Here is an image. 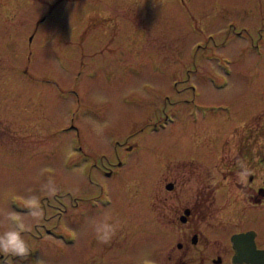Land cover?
Masks as SVG:
<instances>
[{"label": "rangeland", "instance_id": "obj_1", "mask_svg": "<svg viewBox=\"0 0 264 264\" xmlns=\"http://www.w3.org/2000/svg\"><path fill=\"white\" fill-rule=\"evenodd\" d=\"M246 147L264 155V0H0V247L28 248L0 264H232L231 233L264 246Z\"/></svg>", "mask_w": 264, "mask_h": 264}, {"label": "flooded vegetation", "instance_id": "obj_2", "mask_svg": "<svg viewBox=\"0 0 264 264\" xmlns=\"http://www.w3.org/2000/svg\"><path fill=\"white\" fill-rule=\"evenodd\" d=\"M248 148L249 147H246L245 149H242V154L243 155H236L235 160L232 159V165L231 166L234 167V169L232 171H236L238 174H241V175L247 177L246 184H244L243 186L251 191V194H250L251 206H253L256 211H259L257 206H259V207L263 206L264 207V186H260L259 185V186L255 187L253 184H254V181L256 180L255 175H257L255 170H257V172H260L258 170H263V172H264V155H257L254 158L251 155H246V154H248V150H247ZM103 173L106 174V175H113V171H112V169L110 167L108 168V170H104ZM169 184H171V188H168L167 187L168 184H167L166 185V189H168V190L173 189V184L172 183H169ZM204 202H207V201H204ZM210 203L213 204V202H210ZM214 203H216V201H214ZM210 206L216 207L214 204L210 205ZM208 208L209 207H208L207 204L205 206H203V216H205L206 214L211 213V211H209ZM180 214L181 215L179 217V220L184 225L183 227L185 229L189 228L188 226H186L189 223V221H190L189 218H191L192 216L193 217H197L196 213H194V215H193V210L191 208H189V207H185L184 210H182V212ZM263 215H264V212H263ZM170 218H171L170 219L171 223H173L174 217H170ZM161 228H163V226ZM153 230L155 231V229H153ZM157 230L158 231H156V232H158V233L159 232H161V233L164 232V229H162V230L157 229ZM248 230H251V229H240V230H237L236 232L231 233L230 234V240H231V236L233 234L240 233V232H243V231L245 232V231H248ZM255 234H256L255 235V243H256V238H257V235H258V232L256 230H255ZM230 242H231V248H232V255L230 257V261H231L232 264H234L232 262V256H233L235 250H234V247H233V242L232 241H230ZM191 243L192 244L198 243V234L197 233H194L192 235ZM177 247H178L179 250H182L183 244L182 243H178ZM256 247L259 248V249L264 248V246L263 247L258 246L257 243H256ZM221 256L222 255H220V254H217L216 256H212V257L209 258V261L214 263V264H222V263H224V260H223V258ZM202 259H203V263H204V260H205L204 255H202L201 260Z\"/></svg>", "mask_w": 264, "mask_h": 264}, {"label": "water", "instance_id": "obj_3", "mask_svg": "<svg viewBox=\"0 0 264 264\" xmlns=\"http://www.w3.org/2000/svg\"><path fill=\"white\" fill-rule=\"evenodd\" d=\"M171 188V184L167 185ZM255 231L236 233L231 236L234 254V264H264V249H258L255 244Z\"/></svg>", "mask_w": 264, "mask_h": 264}, {"label": "clouds", "instance_id": "obj_4", "mask_svg": "<svg viewBox=\"0 0 264 264\" xmlns=\"http://www.w3.org/2000/svg\"><path fill=\"white\" fill-rule=\"evenodd\" d=\"M114 234L115 228L106 224L104 226V235H97V240L101 243H107ZM6 235L7 240L3 246L0 247V251L21 257L28 254V248L25 241L21 238L19 231H7Z\"/></svg>", "mask_w": 264, "mask_h": 264}, {"label": "bare ground", "instance_id": "obj_5", "mask_svg": "<svg viewBox=\"0 0 264 264\" xmlns=\"http://www.w3.org/2000/svg\"><path fill=\"white\" fill-rule=\"evenodd\" d=\"M167 116H168V115H166V117H167ZM173 121H174V120H173ZM173 121H172V122H173ZM168 123L170 124L171 122H168ZM167 126H168V125L165 123V127H164V128H166ZM160 130H161V128L158 129V131H160Z\"/></svg>", "mask_w": 264, "mask_h": 264}]
</instances>
